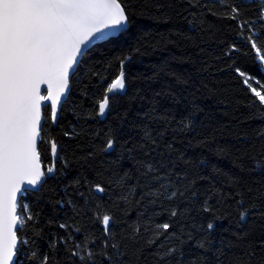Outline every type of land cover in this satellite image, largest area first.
I'll return each instance as SVG.
<instances>
[{
  "label": "snow or ice",
  "instance_id": "6c2138e0",
  "mask_svg": "<svg viewBox=\"0 0 264 264\" xmlns=\"http://www.w3.org/2000/svg\"><path fill=\"white\" fill-rule=\"evenodd\" d=\"M148 8L168 16L165 4L149 0H0V264H132L133 258L139 264L147 259L143 256L145 245L157 249L152 256L154 264H264V235L248 241L249 233L239 231L233 233L234 240L215 239L225 205L232 206L229 201L238 211L241 229L251 217L264 219V182L249 185L231 175L222 187H216L212 176L198 174L188 179L187 173H174L176 182L168 179L147 193L153 197L152 204L169 202L164 210L168 219L158 222L140 214L120 231L118 213L140 202L134 199L135 187H125L131 177L124 173L105 182H91L81 176L64 189L74 191L84 201L86 218L77 212L70 221L45 220L49 228L61 230L54 234L46 232L42 224L40 205L49 185H58L73 164L91 167L88 162L97 156V141L99 152L104 154L117 150L132 154L136 150L127 146V140L121 142L127 111L120 114L116 127L94 133L92 150L86 154L78 153L67 141L90 133L71 122L65 127L64 122L68 113L86 122L106 119L117 112L131 86L126 65L145 54L143 45L130 47L112 62H105L107 71L113 65L116 71L110 79L99 81L103 90L98 95L88 97L90 85L80 77L85 74L91 53L103 44H116L127 37L136 10L143 14ZM180 8L182 11L176 15L198 31L201 43L207 36L217 44L220 54L216 59L224 60L233 73L234 86L249 116L264 122V75L249 70V66L264 70V0H183ZM208 17L227 23L222 29L215 28ZM213 28L215 31H211ZM171 37L192 41V47L204 51L195 38L179 29L170 31L168 42L175 43ZM149 46L156 45L150 42ZM89 74L99 76L95 71ZM78 86L92 100V111L86 118L80 111L83 106L73 98ZM145 118L159 119L166 126L155 132L143 126L138 147L144 155L151 156L158 150L161 156L175 152L179 161L188 164L174 144L177 134L191 130L190 118L175 127L166 116L145 114ZM169 131L173 134L171 141L166 140ZM239 139L248 144L253 137ZM254 139L261 150L249 157L252 171L264 175V128L254 130ZM198 143L204 144L206 139ZM144 169L143 177L154 174L153 179L164 180L154 164L146 162ZM212 171L215 174L217 170ZM182 179L187 183L180 184ZM204 180L209 183L205 189L209 194L204 195L198 210L205 219L189 228L184 221L202 194L198 182ZM28 196L32 199L25 202ZM177 198L184 206L172 203ZM65 203L74 210L79 207L71 198L58 199L55 206L63 208ZM41 241L45 242L43 247ZM189 243L198 249L197 255L186 256L185 246ZM233 248L240 251L232 253Z\"/></svg>",
  "mask_w": 264,
  "mask_h": 264
},
{
  "label": "trees",
  "instance_id": "16d2710c",
  "mask_svg": "<svg viewBox=\"0 0 264 264\" xmlns=\"http://www.w3.org/2000/svg\"><path fill=\"white\" fill-rule=\"evenodd\" d=\"M149 2L165 4L168 16L159 15L154 8L144 9L143 14H140L141 10L137 9L130 34L116 44H103L95 49L84 66L85 74L80 77L90 85L88 97L94 93L98 95L103 90L99 81L104 77L110 79L116 71L114 65L111 71H107L105 62H112L115 57L120 56L130 47L143 45L145 54L136 56L126 65L131 86L128 95L121 99L117 112L106 119L87 120L86 122L84 118L78 121L76 117L68 113L64 122L65 127L71 122L72 125L79 124L86 133H90L79 140L67 141L78 153L86 154L92 150L94 133H103L109 127H116L120 123V114L127 111L128 119L123 123L121 142L127 140V146L136 150L132 154L121 153L119 150L104 154L99 152L100 142L97 141V156L88 162L91 167L73 164L58 185H49V191L46 192L44 202L40 205L43 210L42 224L46 232L54 234L61 230L55 227L49 228L44 223L45 220L70 221L77 212L86 218L88 209L84 201L75 195L74 191L65 192L64 189L66 184L81 176L91 182H105L109 178L115 179L123 176L124 173H128L131 177L125 187H135L134 199L140 202L126 206L123 213H118L120 219L117 223V231H120L125 223L135 222L140 214H143L145 219L151 218L158 222L168 219L164 210L169 208V202L162 201L152 204L153 197L147 193L160 187V184L167 182L168 179L176 182L174 173H187L188 179L198 174L212 176L216 187H222L229 175L241 178L249 185L253 182H264V175L252 171L253 161L249 158L257 156L261 150V145L254 139V130L264 128V122L249 116L248 110L243 106L241 93L234 86L233 73L227 69L224 60L216 59L220 54L217 44L207 36L201 43L198 31H193L176 15L177 12L182 11L180 5L183 0H149ZM208 20L215 25V28L221 29L227 23L214 21L212 17H208ZM205 27L208 26L205 25ZM215 28L211 31H215ZM174 29H179L195 38L199 48H203L204 51L198 52V48L191 46L192 41L179 37H171L175 43H169L170 31ZM150 42L156 46H149ZM249 70L254 75H264V70L258 71L257 67L249 66ZM93 71L98 72L99 76H91L89 73ZM73 98L78 105L83 106L80 111L86 118L92 111L90 107L92 100L84 96L82 86H78L73 91ZM145 114L150 117L166 116L168 121L172 122V127H175L181 120L190 118L191 130L177 134L174 144L179 152L184 153L185 159L189 161L188 164L179 161L175 152L161 156L158 150L151 156L144 155L138 147L142 142L143 126L148 125L153 132L166 126L159 119H146ZM80 127L76 128L77 132L80 131ZM172 135L169 131L166 140L171 141ZM240 136H249L253 139L248 144H244L239 139ZM202 139H206V143H198ZM201 160L205 161L204 165L199 164ZM146 162L154 164L159 170V176L164 177V180L153 179L154 174L143 177L141 173L145 170ZM213 168L217 170L215 174L212 171ZM179 183L186 184L187 180L182 179ZM197 186L202 194L192 205L193 210L184 221L189 228L193 225L198 226L205 219V215L198 209L204 195L209 194L205 192V189L209 188V183L204 180L198 182ZM141 196H143L142 200ZM69 198L79 207L74 210L73 206L67 203L63 208L55 206L56 200L66 201ZM31 199L28 196L25 202ZM172 203H181V201L177 198ZM228 204L232 206L225 205L226 210L217 221L215 233L217 242L221 239L234 240L233 233L239 231L249 233L246 237L248 241L264 235V219L251 217L241 229L238 227L240 222L235 205L232 201ZM181 206L184 205L181 203ZM47 238L51 239V236ZM141 243L143 244V241ZM44 244L45 242L41 241L42 247ZM156 251L155 246L145 245L143 256L147 259H141L139 264H154L152 256ZM239 251V248L232 249V253ZM197 253L198 249L192 243L185 246L187 257L197 255ZM132 264H136L134 258Z\"/></svg>",
  "mask_w": 264,
  "mask_h": 264
}]
</instances>
